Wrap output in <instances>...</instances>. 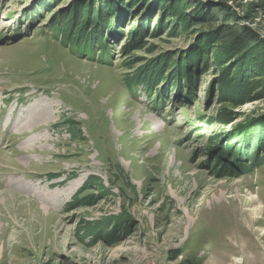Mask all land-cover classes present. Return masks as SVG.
Returning a JSON list of instances; mask_svg holds the SVG:
<instances>
[{"label": "rangeland", "instance_id": "obj_1", "mask_svg": "<svg viewBox=\"0 0 264 264\" xmlns=\"http://www.w3.org/2000/svg\"><path fill=\"white\" fill-rule=\"evenodd\" d=\"M214 7L264 48L261 0H0V264H264V81Z\"/></svg>", "mask_w": 264, "mask_h": 264}, {"label": "trees", "instance_id": "obj_2", "mask_svg": "<svg viewBox=\"0 0 264 264\" xmlns=\"http://www.w3.org/2000/svg\"><path fill=\"white\" fill-rule=\"evenodd\" d=\"M261 1L264 2V0ZM210 12H211L210 14H212V17L210 18L212 22H214L215 20L218 21L221 19L222 20L227 19V21H221L222 26L218 28V30H216L217 36L219 38L218 42L220 44L227 46V47H223L224 52L226 53L229 51L230 54L232 55L231 58L238 57V61L241 62H242V56L240 52H243L244 54L243 55L244 61L242 63L240 62L241 64L238 62L236 63V65H234L235 69H237L235 73L237 76V80L239 81L241 75L243 76L245 75V73L249 72L248 74H246L247 75L246 78L245 76L243 77L245 78L244 81L245 83L257 79L254 76H258V75L259 77L262 76V78H258V79H262L264 81V48L261 45L260 39H258L259 37L255 36V34H253L249 29L248 30L242 29L241 25H239L238 22L234 21L235 18H233L232 16H235V14L233 12L231 13L228 12L227 10L225 11L224 8L221 9L219 7H214V9ZM234 38L236 39V41H234L235 40ZM63 43L66 45V42ZM76 44L77 42H75L74 45L70 47L72 51L78 50L77 47L75 46ZM233 44L236 45L237 47H243V48L242 49L238 48L240 52L235 50H230L229 48H232ZM214 45H218V44H214ZM81 52H85L86 54L89 55L92 52V47L90 48L87 45H85V47L81 50ZM99 52L101 55L106 56L107 46H105L103 42L99 43ZM243 78L241 77V79ZM229 80L231 81V78H228L227 82H230ZM242 127H243L242 124L239 125V128ZM231 152L233 153V151ZM228 154L229 153L227 152L226 155Z\"/></svg>", "mask_w": 264, "mask_h": 264}, {"label": "bare ground", "instance_id": "obj_3", "mask_svg": "<svg viewBox=\"0 0 264 264\" xmlns=\"http://www.w3.org/2000/svg\"><path fill=\"white\" fill-rule=\"evenodd\" d=\"M78 182H79V181H78ZM78 182H77V183L74 182V183H75V184H78ZM75 184L72 183V184L70 185V187H69V189H68V192H69L68 194L72 193V192H71L72 189H73L74 187H76ZM74 185H75V186H74ZM74 189H75V188H74Z\"/></svg>", "mask_w": 264, "mask_h": 264}]
</instances>
